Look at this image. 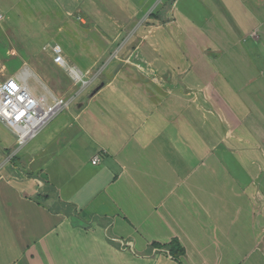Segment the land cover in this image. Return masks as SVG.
<instances>
[{
	"label": "crops",
	"instance_id": "obj_1",
	"mask_svg": "<svg viewBox=\"0 0 264 264\" xmlns=\"http://www.w3.org/2000/svg\"><path fill=\"white\" fill-rule=\"evenodd\" d=\"M165 1L78 0V19L85 25L94 19L106 41L99 55L101 84L89 95L83 91L34 141L19 145L13 132L0 140V264H207L204 230L214 249L225 251L223 258L240 257L237 246L228 248L224 227L215 232L220 207L207 178L216 176L210 163L217 145L239 147L229 155L241 147L250 154L247 146L259 143L245 135L255 127L253 134L261 143L264 138L261 74L254 78L242 68L248 62L264 73V0H200L214 7L205 13L182 8L183 0L171 6ZM86 2L96 9H86ZM101 17L108 20L101 19L105 30ZM140 20L145 25L134 34L140 43L130 49L135 39L128 32ZM94 28L83 30L88 35ZM144 43L155 59L143 53ZM118 45L121 53L114 56L110 51ZM83 64L88 71L95 62ZM216 80L224 91H212ZM231 95L235 100L228 101ZM215 113H224L221 125ZM220 127L223 134L216 137ZM253 150L263 152L264 161V151ZM241 154L240 161L264 176L255 153L248 159ZM218 159H225L223 152ZM149 223L160 237L139 243L143 234L152 237L144 233ZM194 224L202 227L200 245ZM159 240H178L185 255L176 260L159 254L150 248ZM259 252L254 264H264V249Z\"/></svg>",
	"mask_w": 264,
	"mask_h": 264
},
{
	"label": "rangeland",
	"instance_id": "obj_2",
	"mask_svg": "<svg viewBox=\"0 0 264 264\" xmlns=\"http://www.w3.org/2000/svg\"><path fill=\"white\" fill-rule=\"evenodd\" d=\"M164 3L171 6L173 0H168V2L165 1ZM13 6L14 9H11ZM116 6L117 2L112 5V9L116 10ZM183 7H187L191 12L195 10L196 13H205L208 9L211 10V8H214L210 1L209 4H203L202 6L200 0H183L182 8ZM85 8L96 9L95 5L90 2H86ZM182 12L189 13L185 8L182 9ZM80 15L78 0H0V76H12L14 74L20 76L23 73L29 72L31 74L28 79L30 87L39 95L49 98L55 94L56 99L62 104V110L68 108L72 103L79 102V100L83 98H79L83 91L86 93L88 90H92L95 86L97 88L101 84L99 77L101 78V72L104 67L103 64L102 67L99 65V55L102 54V50L106 44L101 33L97 32L96 28H94L96 26L94 19L88 18V23L85 25L78 19ZM99 19L102 23V29L104 28L105 30L106 28L103 27L105 21H101V19L107 22L108 20L103 17ZM194 19L201 21L203 16H194ZM144 23L143 20L138 22L134 21L132 23V28L135 27V29L132 33L128 32V38L130 40L134 37L135 41L130 45V49L135 46L137 43L136 41H138L137 44L140 43V40L136 39L134 34L136 28L140 25H145ZM146 24H150V22ZM85 27L86 29H94L91 30V33L88 31L87 35V32L83 30ZM90 34L92 39L90 38L89 40L87 36ZM120 42L122 45L125 44L122 40H119V43ZM79 43L84 44L86 50L82 49L83 46H80ZM55 45H58L59 49H62L69 69L66 68L65 70L55 65L53 57H51L53 54L51 53V48ZM120 45H118L117 48H113L110 53H113L114 56L121 53L122 48ZM70 47V50H66ZM141 47L143 53L145 55L149 54V58L152 59L153 55L150 54L152 52L148 44L144 43ZM71 58L72 60H70ZM155 58L156 57L153 59ZM108 59L109 58H105L104 60ZM92 60L95 62L92 68H90L92 70L86 71V67L83 63L87 61L91 63ZM70 68H79L81 72H73L76 75L71 74L70 76ZM242 68L246 69L248 73H251L254 78L261 74L260 80L263 86L260 87V91L262 99L264 100V73L259 72L258 74V69L256 71L257 67L255 68L248 62L244 63ZM83 71H85V73H82ZM208 75L212 74L208 73ZM78 80H83L84 82L78 84ZM135 80L141 81L142 79L136 75ZM213 83L212 91H224L226 89V86L221 88V81L219 80ZM224 84L226 85V83ZM252 85L257 86L256 81ZM87 93L88 95L90 94V92ZM216 98L218 99V97ZM226 99L228 101L230 99L235 100V97L231 95L227 96ZM200 100L202 99L200 98ZM67 103L69 104L68 106L66 105ZM232 107L238 112L237 106L233 105ZM62 110L57 114L60 115ZM150 114L152 113L148 115ZM215 114L218 123L221 125L223 123L221 115L224 113H219V115L217 113ZM56 115L39 131L34 139L29 140L26 144L34 141L41 134L42 130L51 122L53 123L49 129H46L47 132L52 130L56 124V117L58 116ZM262 126L264 130V125L262 124ZM222 129L223 127L218 128L216 137H221L223 134ZM254 132L255 127H253L250 133L246 134L245 132V137H247L252 144L259 143L254 145V147L264 151V138H262L261 143L258 137L253 134ZM12 134V131H8L0 123V140L11 139ZM15 139H17L16 135ZM254 147L247 146L250 154L255 153L253 158L259 160L264 167V161L261 158L263 152L260 153L253 150ZM22 148L23 146H18L17 151H22ZM234 148L237 149L238 152L239 147L234 146ZM234 148L231 149L233 150ZM232 150H229L225 146L217 145L215 151L216 160L210 163L212 168L216 171V176H214V178L209 177L207 180L213 183V192L215 195L214 204L220 207V210L216 209V212H214L217 222L215 232L217 233V230L222 231V227H224L225 231L223 234L227 235L228 248L235 249V246H237L239 249L237 255H239L241 259L240 257H235V255H231L230 258H223L225 251L223 249H221V251L214 249L211 244L212 234H210L209 230H204L203 228V234L207 237V240L206 249L202 251V253H206L207 264H214L219 259L221 260L218 264H244L245 257L246 264H254L260 254L259 250L264 249V235L262 237L259 236L262 232L261 228L264 227V176H257V172L248 164V161L242 162L239 160L238 157L243 156L241 153H246L247 159L249 158L250 154H247L244 147L240 148V154L229 155L228 153H232ZM222 152L225 155V159L220 161L218 158ZM194 225L198 226L197 224ZM184 226L185 229L188 228L190 232L192 226L190 224ZM205 227L207 228V226ZM172 228L174 227L172 226ZM198 228V231L201 232V236L195 235V237L200 245V241H202L204 235L202 234V227L198 226ZM144 231V233L152 237L148 238L142 233L144 240H139V243L143 244L151 241L152 238L153 240H157V237H160V235L154 234V231H152L151 223L144 228ZM164 232L165 236H169L172 230L168 229ZM192 234L193 233H190V237ZM158 242L161 241L159 240L156 243ZM193 243L197 245L196 241H193ZM218 243L222 244L223 242L218 241ZM154 244L155 243H153L150 248L158 249V252L160 251L159 254L168 255L169 250L166 248L160 249ZM189 244L191 245V242H189ZM229 245H231V247ZM195 251L201 253L200 248H198V250L195 248ZM231 253H233V251ZM195 258L199 260L202 259L199 254H195Z\"/></svg>",
	"mask_w": 264,
	"mask_h": 264
},
{
	"label": "built area",
	"instance_id": "obj_3",
	"mask_svg": "<svg viewBox=\"0 0 264 264\" xmlns=\"http://www.w3.org/2000/svg\"><path fill=\"white\" fill-rule=\"evenodd\" d=\"M51 49L55 65L69 69L62 49H59L58 45ZM70 70V76L75 74L73 72L80 73L76 68ZM28 79L26 73L20 76L15 74L5 79L0 76V122L16 135L19 145H25L29 140L34 139L39 131L62 110V104L58 99L54 97L52 100L47 96L39 95L30 87ZM98 162L99 159L95 158L93 164Z\"/></svg>",
	"mask_w": 264,
	"mask_h": 264
},
{
	"label": "trees",
	"instance_id": "obj_4",
	"mask_svg": "<svg viewBox=\"0 0 264 264\" xmlns=\"http://www.w3.org/2000/svg\"><path fill=\"white\" fill-rule=\"evenodd\" d=\"M151 19H159V18L156 15L153 16ZM154 245L158 248H166L167 250H169L171 256L176 260H178L180 257L185 255V250L178 240H173L169 244H165V245L160 243H155Z\"/></svg>",
	"mask_w": 264,
	"mask_h": 264
},
{
	"label": "clouds",
	"instance_id": "obj_5",
	"mask_svg": "<svg viewBox=\"0 0 264 264\" xmlns=\"http://www.w3.org/2000/svg\"><path fill=\"white\" fill-rule=\"evenodd\" d=\"M64 69V68H63ZM54 98V96H52Z\"/></svg>",
	"mask_w": 264,
	"mask_h": 264
}]
</instances>
